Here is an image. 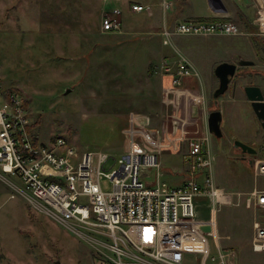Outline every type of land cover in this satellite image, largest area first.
Returning a JSON list of instances; mask_svg holds the SVG:
<instances>
[{
    "label": "rangeland",
    "instance_id": "1",
    "mask_svg": "<svg viewBox=\"0 0 264 264\" xmlns=\"http://www.w3.org/2000/svg\"><path fill=\"white\" fill-rule=\"evenodd\" d=\"M133 1L0 0L2 87L17 91L24 106L29 103L25 108L30 123L37 121L31 131L36 142L47 143L61 135L79 150L103 151L118 158L115 150L125 143L124 114L159 108L160 65L175 46L204 80L222 61L252 60V65L237 68L241 74H235L214 105L222 113V136L209 133L213 180L223 189L238 191L225 189L233 204L220 206L214 214L217 238L209 236L208 243L211 256H218V241L223 250L234 254L235 263L264 264V251L251 248L254 213L244 205L247 193L255 185L263 186L264 179L255 177L248 162L251 154L235 146L243 143L262 152L264 128L243 86L255 84L264 91V42L248 34L177 35L179 40L173 38V45L165 46L156 11L165 17L169 9L161 11L158 0H139L151 7L150 12H130ZM113 10H120V31H104V12ZM203 92L207 109L213 110V87L206 84ZM0 174V264H94L95 250L86 240L36 211L8 184L21 187L18 179ZM101 184L110 187L107 179Z\"/></svg>",
    "mask_w": 264,
    "mask_h": 264
},
{
    "label": "built area",
    "instance_id": "2",
    "mask_svg": "<svg viewBox=\"0 0 264 264\" xmlns=\"http://www.w3.org/2000/svg\"><path fill=\"white\" fill-rule=\"evenodd\" d=\"M160 6L165 12L171 0H161ZM130 10L150 12L151 8L135 2ZM104 13L102 30L120 31V11ZM159 34L163 45H172L177 35L264 38V6L257 8L253 30L246 33L226 18L168 24L164 17ZM176 54L175 71L169 59L162 60V89L165 95L174 92L179 104L188 102V109L197 105L198 114L205 118L208 111L201 94L174 88L179 77L190 74L188 61ZM29 115L22 96L14 89H4L0 81V171L18 179L21 187L8 184L36 211L86 240L95 250L94 264H238L232 260L234 254L223 250L218 241V256L209 253L208 237L217 238L214 214L220 206L233 202L232 195L213 180L207 135L188 139L186 178L172 186L162 178L158 139L151 137L149 129L139 136L155 145L153 149L136 142L131 131L125 130L130 135L129 147L115 158L103 151L79 150L61 135L47 143L36 142L28 130ZM261 148V154L249 159L255 177L264 179V141ZM144 169L153 170L152 184L141 178ZM102 179L110 182L109 189L102 187ZM202 196L209 202L205 219H200L197 211L196 198ZM244 205L254 213L251 248L264 251V185H255ZM202 225H209L210 231H203Z\"/></svg>",
    "mask_w": 264,
    "mask_h": 264
},
{
    "label": "crops",
    "instance_id": "3",
    "mask_svg": "<svg viewBox=\"0 0 264 264\" xmlns=\"http://www.w3.org/2000/svg\"><path fill=\"white\" fill-rule=\"evenodd\" d=\"M135 2L141 4L146 3V2H141L139 0H134L133 3ZM160 2L161 0L157 1L159 6H160ZM263 6H264V0H198V1L171 0L169 13H167L166 16L168 17L167 20L168 22H170V24L179 21H188V20H207L212 18L213 19L226 18L232 21L235 20L244 28L246 32H249L253 30V19L257 8ZM156 13L157 16L161 18V24H162L163 22L162 20L164 18L162 17L163 16L162 13L161 15H159L160 14L159 9L156 11ZM166 16H165V20H166ZM241 31L243 33H246L242 29ZM179 36H203V35H179ZM179 36H174L173 38H177V40H179ZM211 36H222V35H208L205 37H211ZM172 45H165V46H172ZM173 50L174 51L172 55H166L164 59H169L172 70L175 71V65L173 63L175 57L177 58V54L175 50H177V52L181 50H179V48H177L176 46L175 49L173 48ZM183 56L189 63L190 74L179 77V83L175 85L174 88L183 89L191 93L198 92L204 97L207 108V101L203 89L206 84L209 86V88L213 87V90L218 86V78L214 74L215 67L212 69L213 76H211L209 79L204 80L201 76H199L197 70L194 69L191 61L187 58V56L185 55ZM244 66H249V65H244ZM151 69H152L151 72L152 74L154 72L152 65H151ZM160 70H162V68ZM159 74H160L159 78L161 85V93L158 102L159 108H156V111H151L149 113H147L146 111L136 112L138 113V115L135 114L134 112H130L129 114H124L125 120L124 122H122L123 124L122 133H124L123 139L125 143L123 146L118 147L117 150H115V152L119 153L117 154L118 155L117 157H119L129 147L128 138L130 135L127 134L125 130L131 131L130 134H132L133 137H135L136 142H138L139 144L142 143V145H144L147 149H153L155 145H149L148 142L142 141L139 136L141 132L143 133L144 131H147L149 129L148 131L152 135L151 137L155 141L158 139V141L156 142L157 143L156 149H157V158L160 163L162 178L169 185L174 186L181 184L186 178L187 164L185 162V155L188 150V143H187L188 139L194 136H201V135H207L209 139L210 134L207 129V123H206L207 116L204 118L198 114L197 117H193L192 114L190 113L192 112L191 107L193 105L190 107V109H188L187 108L188 102L183 101L181 104H179L178 100L175 98L174 92H168V94L165 95V92L162 89L163 72L160 71ZM207 111L209 113L208 109ZM183 118L185 120H183ZM174 122L178 123L177 126L175 127L173 126ZM208 146H209V140H208ZM242 153L244 152L242 151ZM246 153L249 154L248 152ZM255 153H257V151ZM165 158L168 161V164H164ZM248 162L251 165L250 159H248ZM152 171H153L152 169H144L141 171V178L147 184H152V177H153ZM218 187L221 188L224 192L225 189L230 191H238L229 188L223 189V186L221 187L218 186ZM196 203H197L198 217L200 219L207 218L208 205H209L208 199L204 196L197 197Z\"/></svg>",
    "mask_w": 264,
    "mask_h": 264
},
{
    "label": "water",
    "instance_id": "4",
    "mask_svg": "<svg viewBox=\"0 0 264 264\" xmlns=\"http://www.w3.org/2000/svg\"><path fill=\"white\" fill-rule=\"evenodd\" d=\"M252 64V60L240 58L237 62L222 61L215 66L214 74L218 78V86L212 92L214 105H217L218 97L227 90L229 83L235 76L237 67ZM243 91L250 103L253 112L260 121V125L264 128V95L261 87L255 84H248L243 86ZM191 111L193 117L198 116V107L196 105L192 106ZM221 119L222 113L219 109H213L209 111L206 119L209 133L217 137L222 136V131L220 128ZM177 124V122H174L173 126L175 127ZM235 145L240 147L243 152H248L249 154H254L256 152L253 147H249L243 143L236 142ZM201 229L203 231L209 232L210 226L202 225ZM54 264H59V261H55Z\"/></svg>",
    "mask_w": 264,
    "mask_h": 264
},
{
    "label": "trees",
    "instance_id": "5",
    "mask_svg": "<svg viewBox=\"0 0 264 264\" xmlns=\"http://www.w3.org/2000/svg\"><path fill=\"white\" fill-rule=\"evenodd\" d=\"M120 17H121V16H120V14H119V15H118V19L121 21V18H120ZM252 37L255 38V39L257 38V37H255V36H252ZM151 71H152V70L150 69L149 73H151ZM235 74H236V76L238 77V75L241 74V73H240V70L237 69ZM236 76H235V77H236ZM7 89H11V88H7ZM211 97H212V94H211ZM212 102H213V101H212ZM212 102H211V104H210V109H214V104H213ZM28 104H29V103L26 101V102H25V107H28ZM36 123H37V121H35V122H33V123L31 122V123L28 125V130H29V131H32V129L36 126Z\"/></svg>",
    "mask_w": 264,
    "mask_h": 264
},
{
    "label": "flooded vegetation",
    "instance_id": "6",
    "mask_svg": "<svg viewBox=\"0 0 264 264\" xmlns=\"http://www.w3.org/2000/svg\"><path fill=\"white\" fill-rule=\"evenodd\" d=\"M262 39V42H264V38H261ZM263 95H264V91H263ZM259 124H260V121L258 120Z\"/></svg>",
    "mask_w": 264,
    "mask_h": 264
}]
</instances>
